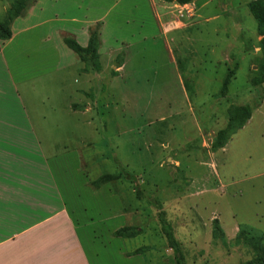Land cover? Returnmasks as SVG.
Returning a JSON list of instances; mask_svg holds the SVG:
<instances>
[{
	"label": "rangeland",
	"instance_id": "obj_1",
	"mask_svg": "<svg viewBox=\"0 0 264 264\" xmlns=\"http://www.w3.org/2000/svg\"><path fill=\"white\" fill-rule=\"evenodd\" d=\"M18 1L0 0V23ZM73 1L68 6L72 14L60 11L79 12V0ZM252 4L264 7V0H87L86 10L80 11L84 21L98 18L86 35L90 38L99 27L103 38L101 71H88L89 84L82 86L86 98L75 95L77 67L55 71L53 80L34 81L41 71L21 67L47 61V54L25 56L30 47L15 52L17 42L5 50L12 73L0 72V83L13 85L14 92L0 95L3 113L23 127L40 129V141L55 139L54 149L43 152L55 157L51 166L76 152L91 181L116 177L102 187L113 199L110 205L103 194L97 200L101 210L93 209L106 226L96 231L98 246L88 248L92 264H102L94 257L96 249L103 264H176L152 206L156 201L185 264L252 259L251 250L236 240L242 226L264 233V83L253 85L264 68V34ZM71 33L61 35L86 39L83 32ZM76 62L83 72L77 57ZM64 75L71 82L65 78L62 90ZM242 107L250 108L251 119L214 151L217 135ZM51 129L57 133L44 135ZM116 208L120 219L114 225ZM214 221L223 230L222 240L214 237ZM129 226L140 237L115 243L114 233ZM83 233L89 237L87 230Z\"/></svg>",
	"mask_w": 264,
	"mask_h": 264
},
{
	"label": "crops",
	"instance_id": "obj_2",
	"mask_svg": "<svg viewBox=\"0 0 264 264\" xmlns=\"http://www.w3.org/2000/svg\"><path fill=\"white\" fill-rule=\"evenodd\" d=\"M82 1L83 5L81 0L76 1L79 12L66 15L67 12L60 10L72 14L68 6L73 0H36L30 7V14L17 19L12 25V39L1 45L5 46L0 52V72L3 76L12 73L6 64L5 50L17 42L15 52L30 47L25 56L40 53L48 56L47 61L43 59L35 63L33 60V63L21 67H27L26 71L29 68L41 71L34 81L39 78L53 80L55 71L62 74L77 67L75 95L86 98L88 92L82 86H88L89 75L82 72L76 55L65 45L61 35L64 30L86 35L95 25L98 17L84 21L87 0ZM60 12L65 15H60ZM28 34H32L31 40L25 38ZM76 41L87 47L89 35L85 40L77 38ZM65 78L71 82L67 75L59 79L62 90ZM34 81L30 85L32 93L35 92ZM8 91L13 93L14 86L8 88L0 83V95ZM3 111L0 109V264H92L88 248L98 246L96 231L99 233V229L106 226L97 221L93 209L101 210L97 200H101L103 194L109 205L112 198L108 197L105 187L98 191L92 187L91 182L95 180L91 181L88 173L83 171L81 154H67L61 157L62 160L53 161L57 162V167L51 166L55 157L48 158L43 152L54 149L55 139L40 141V129L34 125L23 127L19 120ZM68 115L71 113L68 112ZM56 133L57 130L51 129L46 130L44 135ZM46 140L52 144L50 147L46 146ZM115 199L114 204H118ZM119 213L116 208L114 225L119 222ZM83 230H87L89 239L85 238ZM118 241L125 243L120 238L113 243L118 244ZM94 254L95 259L103 264V260L97 258L98 249Z\"/></svg>",
	"mask_w": 264,
	"mask_h": 264
},
{
	"label": "trees",
	"instance_id": "obj_3",
	"mask_svg": "<svg viewBox=\"0 0 264 264\" xmlns=\"http://www.w3.org/2000/svg\"><path fill=\"white\" fill-rule=\"evenodd\" d=\"M36 0H20L17 2L16 7L8 11L6 22L0 23V52H1V43L10 41L12 39V25L14 22L22 17H25L24 14L27 12L29 6L31 7ZM254 9V14L257 17H260L259 25L260 31L264 34V12L262 9L264 7L258 4H252ZM262 7V8H261ZM65 45L76 55L81 64L85 66L84 72L94 71L96 73L101 71L100 64V48H101V33L98 27L97 30L90 33V38L87 47H82L75 39L64 38ZM123 65L120 64V67ZM119 67V68H120ZM231 76L225 81L224 87L221 92V96L226 97L229 91ZM264 83V68L260 70V78L257 81L253 82V85H259ZM232 117L229 120L227 127L222 130L217 136L213 150L218 151L222 149L230 139L242 130L247 122L251 119V110L247 107H242L236 109L232 113ZM119 176L124 180H130L134 182V178L129 175L119 174ZM119 177V178H120ZM115 175L109 174L100 177L99 179L91 182L92 187L95 190H100L103 186L111 184L114 180ZM140 194L138 193V198ZM141 199V198H140ZM155 210L159 212L158 221L161 224L163 234L166 238L167 247L173 251L174 260L176 264H185L182 256L181 245L176 241L174 237V232L172 226L167 222L166 215L162 210V206L159 202L156 201V205H152ZM215 230L214 237L222 240L224 233L222 228L219 225L218 221H214ZM141 232L135 227H124L119 229L114 233V237L122 239L125 244L127 240H134L139 238ZM237 243L240 246L245 247L246 249L251 250L253 257L248 262H242L241 264H264V233L259 232L255 229L242 226L239 228V232L236 237ZM141 254V251L134 253Z\"/></svg>",
	"mask_w": 264,
	"mask_h": 264
}]
</instances>
